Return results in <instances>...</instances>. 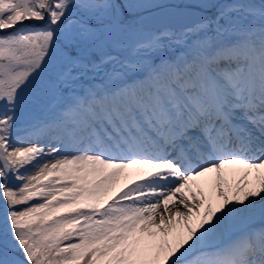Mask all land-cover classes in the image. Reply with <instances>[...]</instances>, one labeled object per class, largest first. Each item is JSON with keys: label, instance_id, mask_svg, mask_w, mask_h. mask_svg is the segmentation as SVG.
I'll return each instance as SVG.
<instances>
[{"label": "snow or ice", "instance_id": "1", "mask_svg": "<svg viewBox=\"0 0 264 264\" xmlns=\"http://www.w3.org/2000/svg\"><path fill=\"white\" fill-rule=\"evenodd\" d=\"M0 264H264V0H0Z\"/></svg>", "mask_w": 264, "mask_h": 264}, {"label": "bare ground", "instance_id": "2", "mask_svg": "<svg viewBox=\"0 0 264 264\" xmlns=\"http://www.w3.org/2000/svg\"><path fill=\"white\" fill-rule=\"evenodd\" d=\"M238 167L239 166H231L229 169H226L225 170L224 178L229 183H233L235 181V179L237 178V176L232 172V169H235V168H238ZM122 180H121L120 184L117 186V189L119 187H122L123 186V185H121ZM213 185H214V174L212 176H210V177L204 178V180L202 182V187L204 188L205 195H213L214 194V187H213Z\"/></svg>", "mask_w": 264, "mask_h": 264}, {"label": "rangeland", "instance_id": "3", "mask_svg": "<svg viewBox=\"0 0 264 264\" xmlns=\"http://www.w3.org/2000/svg\"><path fill=\"white\" fill-rule=\"evenodd\" d=\"M130 179V178H129ZM126 181L123 179L121 185H123Z\"/></svg>", "mask_w": 264, "mask_h": 264}]
</instances>
